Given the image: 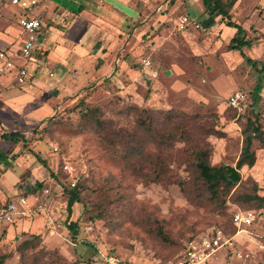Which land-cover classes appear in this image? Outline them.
Wrapping results in <instances>:
<instances>
[{
  "label": "rangeland",
  "instance_id": "1",
  "mask_svg": "<svg viewBox=\"0 0 264 264\" xmlns=\"http://www.w3.org/2000/svg\"><path fill=\"white\" fill-rule=\"evenodd\" d=\"M181 10L151 32L143 25L153 23L141 18L107 77L59 98L51 113L24 132L27 141L18 151H34L39 159L22 158L19 165L11 160V167L0 161V175L15 166L19 175L10 180V196L0 194V208L25 196L31 210L13 223L0 219V257H10L6 264H79L89 258L91 264H179L190 243L210 239L218 230L230 245L218 249L208 264H264L261 145L256 143L254 166L237 170L239 181L219 200H211L194 168L195 151L210 149L211 166L236 169L247 121L256 120L264 130L263 89L257 104L250 97L264 63V0H238L231 9L249 40L259 43L247 52L256 68L229 49L223 20L204 15L200 0ZM20 13L0 5L1 35L6 25L20 30ZM185 15L209 23L179 31L176 23ZM42 29L43 24L35 37ZM14 45L13 51L21 39ZM29 81L17 89H28ZM236 91L250 97L240 110L227 103ZM81 99L99 110L100 125L96 116L82 114ZM150 129L173 138L158 144ZM68 190L81 202L69 219L79 225L78 244L65 228ZM248 211L255 222L234 227L233 214ZM24 241L34 248L20 261L17 249Z\"/></svg>",
  "mask_w": 264,
  "mask_h": 264
},
{
  "label": "crops",
  "instance_id": "2",
  "mask_svg": "<svg viewBox=\"0 0 264 264\" xmlns=\"http://www.w3.org/2000/svg\"><path fill=\"white\" fill-rule=\"evenodd\" d=\"M194 1L196 0L183 3L177 0L170 5L169 0H42L35 16L42 19L43 29L36 38L33 56L28 60L20 55V46L11 50L16 46V39H21V42L24 40L19 24L20 30L6 25L5 34H0V50H6L16 69L0 77V161H9L11 167V160L19 165L24 161L22 158L36 159L30 152L21 154L18 151L21 143H12L1 136L15 132L24 135L27 129H32L35 123L43 120V116L53 111L52 107L58 105L59 98L72 95L88 84L107 77L115 64H119L122 43L136 34L137 22L141 18H149V22L153 23L143 25L148 26V32H151V27L156 29L157 23L162 22V25L167 22L171 13L181 10V5H184L181 10L184 12V8ZM2 3L6 5L0 1V5ZM182 17L189 19L187 15L181 16L176 23L177 27ZM189 20L201 27L209 23L207 19L201 23ZM220 22L223 33L230 34L229 44L236 30L227 27L223 21ZM241 26L246 31L244 25ZM186 29L188 31L195 28L189 26ZM246 39H249L248 35ZM258 44L252 42L250 47L245 48L246 53L252 48L256 50ZM20 68L27 70L26 80H30L27 83L28 89H17L21 86L16 81L17 70ZM57 73L59 77L56 79ZM261 96L263 93H260V98ZM24 137L26 144L27 137ZM16 167L2 171L0 194L3 192L8 197L12 193L14 186L10 180L12 177H19L15 173L18 171Z\"/></svg>",
  "mask_w": 264,
  "mask_h": 264
},
{
  "label": "trees",
  "instance_id": "3",
  "mask_svg": "<svg viewBox=\"0 0 264 264\" xmlns=\"http://www.w3.org/2000/svg\"><path fill=\"white\" fill-rule=\"evenodd\" d=\"M176 1L177 0H169V4L173 5ZM179 1L186 3L188 0H179ZM200 1L202 2L204 7V15L210 18L220 16L227 27L236 30L234 36L232 37L228 45L229 49L233 52H237L246 63L256 68L258 62L249 58L248 54L245 51V48L250 47L253 41L246 39V35H247L246 31L242 28L240 24H238V22L236 23L232 19L231 9L238 0H200ZM259 71L261 72L262 76L260 79L257 80V83L252 91V95L250 96L252 98V105L257 104L258 101L260 100V92L264 84L261 81L262 77L264 76L263 75L264 63L260 65ZM245 95H246V103H247L250 97L246 93ZM78 104L79 105L81 104V106H83L82 114L85 116H90V115L96 116L99 113L98 109H93V110L89 109V107L86 106L84 99H81V101ZM94 121L100 125L97 116L94 119ZM148 133L151 134L153 141L157 142L158 144L161 143L164 144L165 142L167 143L168 140H171L173 138L171 134H168V137L160 136L155 130L152 129H150ZM243 135H244L243 147L241 149L240 156L236 163L237 170L241 169L244 166L247 167L254 166L256 161L254 154V149L257 148L256 143L258 145H261V148L264 150V130L259 123H256V120L247 121V128L244 130ZM1 138L5 140L9 139L11 140L12 143H16V144L23 143L24 145L26 140L23 134L17 132L11 134H3ZM29 152L36 159H39L37 153H35L34 151H29ZM210 155H211L210 149H206V150L201 149L195 151L194 168L197 173L196 180L199 181V183L204 188V190L209 194L211 200H219L221 194L224 195L225 192L234 188L235 185L233 184L232 181L228 179L229 172L226 169H224L223 167L217 168L210 165L209 163ZM28 190H31V188H29ZM67 195H68L67 205H66L67 222L65 228L67 229L68 234L70 236L69 238L73 241V243L78 244L80 243L77 240V237L79 235V225L77 224L76 221L74 222L69 221V219L72 214V209L74 205L77 204L80 206L81 202L78 194L75 191L68 190ZM256 198H257L256 196L250 197V199H256ZM260 201L263 202V208H264V199L261 198ZM220 202L221 204L225 203L223 199H221ZM83 244L86 247H92L90 243L87 241L83 242ZM28 248H34V246L32 247V243L29 241H24L18 246L17 250L20 252V257H19L20 261L24 259V251ZM9 259L10 257L6 255L0 257V264H6V262ZM91 261L92 259L89 258V259H81L78 262L79 264H91Z\"/></svg>",
  "mask_w": 264,
  "mask_h": 264
},
{
  "label": "built area",
  "instance_id": "4",
  "mask_svg": "<svg viewBox=\"0 0 264 264\" xmlns=\"http://www.w3.org/2000/svg\"><path fill=\"white\" fill-rule=\"evenodd\" d=\"M10 6L16 7L22 12L18 20V24L22 32L27 38L22 40L19 48L20 55L23 58L30 57L34 45L37 31L42 24L38 16L34 15V11L40 6L42 0H0ZM192 26L195 29L200 28L198 23L191 22L187 17H182L179 29L186 30ZM150 66V61H146V67ZM16 69L13 60L8 56L6 50H0V77L11 73ZM28 76L25 68L17 70L16 81L24 84ZM230 108L240 110L246 103V95L242 91L232 93L228 100ZM31 213L28 206V199L25 196H17L15 200L7 203L0 208V219L13 223L19 216H27ZM232 224L234 227L251 226L255 222V216L252 212H236L233 214ZM230 245V239L226 238L220 230L216 231L210 239H201L199 242L190 243L184 252L183 259L179 264H207L213 254L220 248Z\"/></svg>",
  "mask_w": 264,
  "mask_h": 264
},
{
  "label": "water",
  "instance_id": "5",
  "mask_svg": "<svg viewBox=\"0 0 264 264\" xmlns=\"http://www.w3.org/2000/svg\"><path fill=\"white\" fill-rule=\"evenodd\" d=\"M229 172L228 179L233 183H237L240 179L239 172L234 167H230L228 165L223 166Z\"/></svg>",
  "mask_w": 264,
  "mask_h": 264
}]
</instances>
